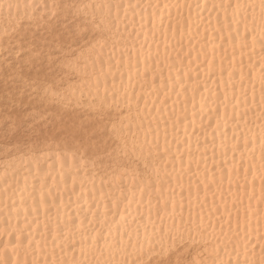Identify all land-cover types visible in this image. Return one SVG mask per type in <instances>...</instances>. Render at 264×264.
I'll return each mask as SVG.
<instances>
[{"label": "snow or ice", "instance_id": "1", "mask_svg": "<svg viewBox=\"0 0 264 264\" xmlns=\"http://www.w3.org/2000/svg\"><path fill=\"white\" fill-rule=\"evenodd\" d=\"M0 264H264V0H0Z\"/></svg>", "mask_w": 264, "mask_h": 264}]
</instances>
